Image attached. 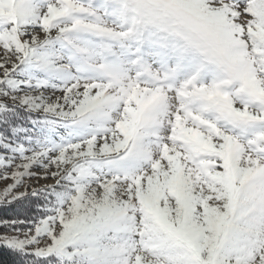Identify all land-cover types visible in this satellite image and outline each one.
Masks as SVG:
<instances>
[{
	"label": "snow or ice",
	"instance_id": "6c2138e0",
	"mask_svg": "<svg viewBox=\"0 0 264 264\" xmlns=\"http://www.w3.org/2000/svg\"><path fill=\"white\" fill-rule=\"evenodd\" d=\"M0 264H264V0H0Z\"/></svg>",
	"mask_w": 264,
	"mask_h": 264
},
{
	"label": "rangeland",
	"instance_id": "374dc122",
	"mask_svg": "<svg viewBox=\"0 0 264 264\" xmlns=\"http://www.w3.org/2000/svg\"><path fill=\"white\" fill-rule=\"evenodd\" d=\"M48 183H51V181H48Z\"/></svg>",
	"mask_w": 264,
	"mask_h": 264
},
{
	"label": "trees",
	"instance_id": "16d2710c",
	"mask_svg": "<svg viewBox=\"0 0 264 264\" xmlns=\"http://www.w3.org/2000/svg\"><path fill=\"white\" fill-rule=\"evenodd\" d=\"M7 259V258H6Z\"/></svg>",
	"mask_w": 264,
	"mask_h": 264
}]
</instances>
